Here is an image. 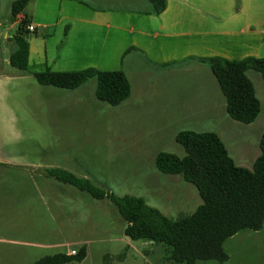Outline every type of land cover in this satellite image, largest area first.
I'll use <instances>...</instances> for the list:
<instances>
[{"label":"rangeland","instance_id":"obj_1","mask_svg":"<svg viewBox=\"0 0 264 264\" xmlns=\"http://www.w3.org/2000/svg\"><path fill=\"white\" fill-rule=\"evenodd\" d=\"M46 1L47 7L39 1L41 15L54 20L59 0ZM84 1L97 8L146 6V0ZM7 2L0 0V33L8 34L1 39L4 56L16 48L10 39L17 26L7 29L11 23ZM30 38L36 36L28 33ZM61 39L50 36L48 46L59 50L64 36ZM38 45L42 52L44 44ZM247 75L261 105L250 124L227 115L212 72L193 63L179 68L139 64L131 76V96L116 106L96 99L95 79L65 93L53 89L43 97L26 86L34 79L23 86L17 81L21 93L16 96L18 105L14 101V132H5L0 121V154L5 155V139L14 142L10 148L14 161L0 164V264H32L44 255L77 251L81 245L87 249L86 257L69 264H170L162 245L124 236L123 219L110 197L141 198L172 218L192 213L201 202L196 188L181 176L162 174L154 167L160 151L184 155L174 139L181 130L216 132L236 165L252 169L264 134V81L255 71ZM29 94L36 112L28 110ZM49 168L87 179L102 196L55 180L47 175ZM223 249L227 261L197 264H264V225L227 238Z\"/></svg>","mask_w":264,"mask_h":264},{"label":"trees","instance_id":"obj_2","mask_svg":"<svg viewBox=\"0 0 264 264\" xmlns=\"http://www.w3.org/2000/svg\"><path fill=\"white\" fill-rule=\"evenodd\" d=\"M30 0H14L10 6L11 20ZM83 2L82 0H79ZM151 14H160L167 0H147ZM84 3V2H83ZM28 21L23 19L12 36L15 50L9 55L10 65L25 72L28 65ZM215 77L225 101L227 115L243 124L252 123L260 113L261 105L247 72L255 71L264 81V57L243 60H205ZM36 82L63 90H74L90 79L96 80L94 95L99 101L116 106L127 99L131 85L121 70L103 71L86 68L79 71H52L49 68L33 74ZM175 142L184 150L182 157L160 151L154 157V167L162 174L179 175L193 185L200 197L194 211L177 218L168 217L141 198L110 199L123 219V233L130 241H147L162 245L165 260L170 264H197L198 262H225L228 255L224 241L242 230L258 231L264 225V134L260 140V154L252 169L236 165L220 136L213 131L181 130ZM47 175L69 184L94 197L102 192L87 179L62 168H49ZM87 249L81 245L75 254L65 252L44 255L32 264L79 263Z\"/></svg>","mask_w":264,"mask_h":264},{"label":"crops","instance_id":"obj_3","mask_svg":"<svg viewBox=\"0 0 264 264\" xmlns=\"http://www.w3.org/2000/svg\"><path fill=\"white\" fill-rule=\"evenodd\" d=\"M7 1L10 11L14 0ZM39 1L30 0L19 13L34 27L28 33L36 36L28 39L25 72L14 71L10 54H1V39L8 34L0 33V121L5 132H14V101L18 105L16 96L21 93L17 81L23 86L27 79H34L26 86L42 97L55 91L54 87L38 84L33 76L46 68L121 70L129 79L132 93L131 76L139 64L179 68L193 63L197 69H210L205 60L214 57L228 61L264 57V0H167L164 11L157 15L150 13L147 0L140 9L97 8L84 0H59L54 20L43 19ZM41 1L47 7V1ZM9 20L8 30L20 22L18 17L12 21L10 16ZM50 36H57L59 42L64 36L59 50L48 46ZM38 42L44 44L42 52L37 49ZM65 91L73 90L56 93ZM34 100L29 94L27 107L36 112ZM41 104L44 106V100ZM5 144V155L0 154L2 165L14 161V150L10 149L14 142L5 139Z\"/></svg>","mask_w":264,"mask_h":264},{"label":"built area","instance_id":"obj_4","mask_svg":"<svg viewBox=\"0 0 264 264\" xmlns=\"http://www.w3.org/2000/svg\"><path fill=\"white\" fill-rule=\"evenodd\" d=\"M17 17H18V19H19L20 21H22V20L24 19V17L20 16L19 14L17 15ZM26 29H27L28 31H32V30H34V27L28 25V26L26 27ZM75 253H76L75 250H71V251H69L67 254H69V255H73V254H75Z\"/></svg>","mask_w":264,"mask_h":264}]
</instances>
